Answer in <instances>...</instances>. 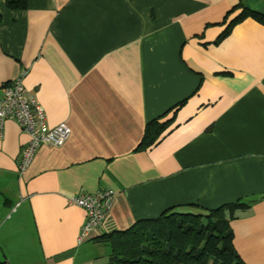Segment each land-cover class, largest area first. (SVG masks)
<instances>
[{"label":"crops","instance_id":"0c3cea01","mask_svg":"<svg viewBox=\"0 0 264 264\" xmlns=\"http://www.w3.org/2000/svg\"><path fill=\"white\" fill-rule=\"evenodd\" d=\"M5 1L0 97L25 71L46 125L71 135L20 175L27 138L5 121L0 203L23 210L0 233V262L107 264L102 235L172 208L227 215L241 201L233 248L264 264V24L245 18L221 37L244 10L264 14V0ZM153 121L164 132L142 147ZM108 190L110 214L78 243L85 212L70 198Z\"/></svg>","mask_w":264,"mask_h":264},{"label":"trees","instance_id":"16d2710c","mask_svg":"<svg viewBox=\"0 0 264 264\" xmlns=\"http://www.w3.org/2000/svg\"><path fill=\"white\" fill-rule=\"evenodd\" d=\"M5 2L9 9L25 8V0ZM245 18L264 24L263 13L244 10L221 37ZM164 129L157 121L148 123L140 145L154 144ZM226 206L227 215L223 207L196 212L172 208L157 218L139 220L124 231L102 235L97 241L109 248L107 264H244L233 248L230 222L234 211L245 210L248 205L237 201Z\"/></svg>","mask_w":264,"mask_h":264},{"label":"built area","instance_id":"2783aa9c","mask_svg":"<svg viewBox=\"0 0 264 264\" xmlns=\"http://www.w3.org/2000/svg\"><path fill=\"white\" fill-rule=\"evenodd\" d=\"M25 73L20 72L7 84L0 97V139L3 136L4 123L8 119L14 120L27 138L20 151L18 163L20 175L29 168L40 148H59L71 135V130L66 124L54 128L46 125L42 107L23 86ZM69 203L82 208L85 212V221L78 236V243H82L99 231L101 222L110 214L113 192L108 190L97 194L78 193L70 198Z\"/></svg>","mask_w":264,"mask_h":264},{"label":"rangeland","instance_id":"374dc122","mask_svg":"<svg viewBox=\"0 0 264 264\" xmlns=\"http://www.w3.org/2000/svg\"><path fill=\"white\" fill-rule=\"evenodd\" d=\"M17 207L18 205L10 203H0V233L7 225L14 221L23 210V208L17 209ZM1 256L4 258L2 254Z\"/></svg>","mask_w":264,"mask_h":264}]
</instances>
